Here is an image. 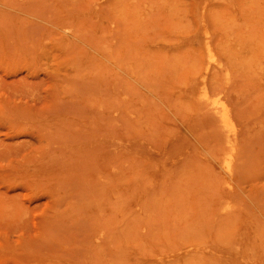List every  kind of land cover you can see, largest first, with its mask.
Listing matches in <instances>:
<instances>
[{"label": "rangeland", "instance_id": "1", "mask_svg": "<svg viewBox=\"0 0 264 264\" xmlns=\"http://www.w3.org/2000/svg\"><path fill=\"white\" fill-rule=\"evenodd\" d=\"M0 264H264V0H0Z\"/></svg>", "mask_w": 264, "mask_h": 264}, {"label": "bare ground", "instance_id": "2", "mask_svg": "<svg viewBox=\"0 0 264 264\" xmlns=\"http://www.w3.org/2000/svg\"><path fill=\"white\" fill-rule=\"evenodd\" d=\"M202 43H203V41H202ZM209 41H205V43H203V45H202V47H200L199 49H200V51H201V54L203 55L204 53H207V57H208V60L209 61H211L212 60V55H211V49H210V45H209ZM204 56H206L205 54H204ZM206 59V58H205ZM219 62V61H218ZM217 61H216V65H217V67H220L219 65H221V63L220 64H217L218 63ZM206 63V62H205ZM210 62H207L205 65H204V69L206 70V72L209 70V64ZM221 70V69H220ZM205 76L204 75H202V78H201V81H200V83H199V81L197 82L198 84H196L195 83V86L192 88V89H194L195 87H196V85H198V87H196L197 89L199 88V93H198V96H197V101H198V103H200V105H203L205 108H207L210 112H211V114L213 115V117L216 119V120H218L220 123L219 124H221V126H220V128H222L221 130H224V131H222V133L223 134H226V133H228V134H231V135H235V136H237L236 134H238V133H235V132H237V131H235L234 132V127H236L235 125L233 126V122L234 121H231V117H232V115H231V113L229 112V110H228V108H230V107H227V106H229V105H225V104H227V103H224L222 100H221V96H219L218 94H220V93H217V95L216 96H219V98L217 97V98H215L214 97V99L211 97V95L209 94V91H208V84L206 83V81H205ZM216 84V83H215ZM215 87L216 88H214V89H216L217 91H219V89H217L218 87H217V85H215ZM195 90V89H194ZM215 90V91H216ZM192 91V90H191ZM215 91H214V96H215ZM220 92V91H219ZM197 93V92H196ZM195 93V94H196ZM196 97V96H195ZM223 99V98H222ZM226 102V101H225ZM231 110V109H230ZM230 113V114H229ZM231 115V116H230ZM233 120V119H232ZM218 121H216V122H218ZM235 124V123H234ZM236 130V129H235ZM225 132V133H224ZM231 135L230 136H227V137H231ZM235 138H237V137H235ZM229 139V138H228ZM231 141V140H230ZM235 141H236V139H235ZM232 142V141H231ZM233 144V143H232ZM235 145H236V143H235ZM234 146V145H233ZM233 146L232 145H230V149H229V151L230 150H232L231 148H233ZM227 147H229V146H227ZM235 147V149H236V146H234ZM234 150V149H233ZM235 151V150H234ZM229 154V153H228ZM233 155H234V153H233ZM229 157V156H228ZM226 159V158H225ZM224 159V160H225ZM232 159V158H231ZM226 161V160H225ZM232 164H233V162H232ZM225 168H226V170L228 171V172H232V166L230 165V162L229 161H226L225 162ZM230 172V173H231ZM226 203V202H225ZM222 204V203H221ZM219 206V205H218ZM222 205H220V207H221ZM226 209V208H225ZM226 211V214L227 213H229L230 212V209H229V212L227 211V209L225 210ZM224 214H225V212H224Z\"/></svg>", "mask_w": 264, "mask_h": 264}]
</instances>
